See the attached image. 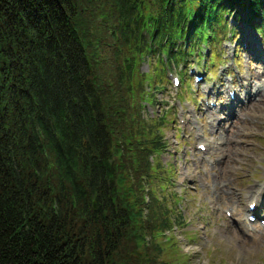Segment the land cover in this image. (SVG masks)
<instances>
[{"label": "trees", "instance_id": "16d2710c", "mask_svg": "<svg viewBox=\"0 0 264 264\" xmlns=\"http://www.w3.org/2000/svg\"><path fill=\"white\" fill-rule=\"evenodd\" d=\"M246 12L263 31L264 0H0V264H190L144 109Z\"/></svg>", "mask_w": 264, "mask_h": 264}, {"label": "rangeland", "instance_id": "374dc122", "mask_svg": "<svg viewBox=\"0 0 264 264\" xmlns=\"http://www.w3.org/2000/svg\"><path fill=\"white\" fill-rule=\"evenodd\" d=\"M240 27L244 48L238 49L236 57L231 55L236 53L237 44L225 39L214 48L221 60L215 65L198 63L200 69L194 66L196 62H191V69L195 68L188 69V81H184L180 68L166 71L165 88L155 91L154 103L144 109L146 118H154L161 124L163 144L167 146L152 161L159 159L171 172L166 174V180L170 190L180 198L172 207L173 217L178 221L174 220L172 231L163 232L161 237L167 242L174 236L178 246L188 254L190 264H264V225L258 221L243 229L238 224L247 218V204L252 198L249 189L264 185V77L261 76L264 65L259 60L264 58V37L243 21ZM251 39L255 46H248ZM204 67L206 81L197 85L191 73ZM224 68L227 70L222 72ZM142 70H149L148 62H144ZM171 74L182 79L183 89L182 84L173 85ZM231 80L238 94L239 107L235 112L230 111L229 97L223 91ZM248 81L254 92L261 88L263 98L243 106L241 99L245 97ZM221 84H225L222 90L225 94L220 95L216 117L221 122L214 133L211 114L204 104L205 90L214 85L218 90ZM201 141L222 152L203 153L196 148ZM223 154L234 160L220 163Z\"/></svg>", "mask_w": 264, "mask_h": 264}, {"label": "bare ground", "instance_id": "6f19581e", "mask_svg": "<svg viewBox=\"0 0 264 264\" xmlns=\"http://www.w3.org/2000/svg\"><path fill=\"white\" fill-rule=\"evenodd\" d=\"M248 42L250 43L251 46H255L252 39L249 40ZM256 48H258L257 45H256ZM262 74H263L262 76H264V72ZM249 88L250 87L248 86L247 87V89H248L247 94H245L249 98L248 99V104L251 103V102H255L257 100H262L263 94H262V91H261V88L260 87L255 92L252 91V90H250ZM209 111H210V114H211V124L213 126L212 131L215 133V132H217L219 130L218 127L220 126V124H219L220 123V119L218 117H216V114H217L216 111H212L211 109ZM223 141H224V138H222V142ZM202 143H204V142H202V141L199 142V144H202ZM210 150L212 152L214 150H218V151L222 152L219 148H214V146H211L209 148V151ZM233 160L234 159L232 157H230V156H228L226 154H223V156H221L219 158V162L220 163H224L225 161L231 162ZM184 178H185V176L183 174L182 179H184ZM248 194L252 195L251 196L252 197L251 198L252 200H251L250 203L256 202L257 204L260 205V203L264 202V185L259 186V188H257L256 190H254V188H250L249 191H248ZM238 224L242 228H245V227H247V226L250 225V222L247 220V218L246 219L243 218L242 220H239L238 221Z\"/></svg>", "mask_w": 264, "mask_h": 264}, {"label": "water", "instance_id": "95a60500", "mask_svg": "<svg viewBox=\"0 0 264 264\" xmlns=\"http://www.w3.org/2000/svg\"><path fill=\"white\" fill-rule=\"evenodd\" d=\"M93 207L96 208V202L93 203Z\"/></svg>", "mask_w": 264, "mask_h": 264}]
</instances>
